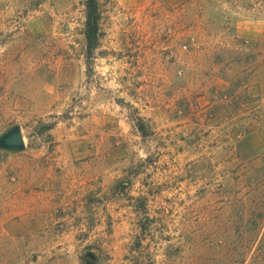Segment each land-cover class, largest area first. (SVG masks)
Masks as SVG:
<instances>
[{"label":"rangeland","instance_id":"374dc122","mask_svg":"<svg viewBox=\"0 0 264 264\" xmlns=\"http://www.w3.org/2000/svg\"><path fill=\"white\" fill-rule=\"evenodd\" d=\"M87 3L0 0V264H264V0Z\"/></svg>","mask_w":264,"mask_h":264},{"label":"trees","instance_id":"16d2710c","mask_svg":"<svg viewBox=\"0 0 264 264\" xmlns=\"http://www.w3.org/2000/svg\"><path fill=\"white\" fill-rule=\"evenodd\" d=\"M87 8L88 19L86 24V39L88 43V57L91 58L99 42L100 15L98 0H88Z\"/></svg>","mask_w":264,"mask_h":264},{"label":"water","instance_id":"95a60500","mask_svg":"<svg viewBox=\"0 0 264 264\" xmlns=\"http://www.w3.org/2000/svg\"><path fill=\"white\" fill-rule=\"evenodd\" d=\"M0 146L6 149L22 151L25 149V140L19 127L4 134L0 138Z\"/></svg>","mask_w":264,"mask_h":264},{"label":"crops","instance_id":"0c3cea01","mask_svg":"<svg viewBox=\"0 0 264 264\" xmlns=\"http://www.w3.org/2000/svg\"><path fill=\"white\" fill-rule=\"evenodd\" d=\"M67 200V199H66ZM73 200H78V196L76 197V198H73L71 201H73ZM45 206V205H44ZM40 209H39V207H33V208H30V206H29V208L28 209H26V210H21V209H19V210H16V211H19V212H37V211H39ZM14 212H15V210H14Z\"/></svg>","mask_w":264,"mask_h":264}]
</instances>
